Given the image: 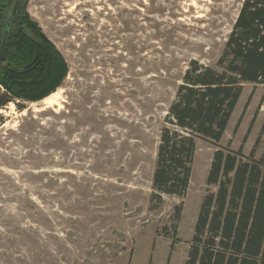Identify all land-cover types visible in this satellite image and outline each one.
I'll return each instance as SVG.
<instances>
[{"label": "rangeland", "instance_id": "1", "mask_svg": "<svg viewBox=\"0 0 264 264\" xmlns=\"http://www.w3.org/2000/svg\"><path fill=\"white\" fill-rule=\"evenodd\" d=\"M242 2L25 0L69 72L56 105L0 108V264H185L216 148L196 140L185 195L159 204V134L189 62L220 70ZM242 89L218 147L264 162V89Z\"/></svg>", "mask_w": 264, "mask_h": 264}, {"label": "trees", "instance_id": "2", "mask_svg": "<svg viewBox=\"0 0 264 264\" xmlns=\"http://www.w3.org/2000/svg\"><path fill=\"white\" fill-rule=\"evenodd\" d=\"M12 4L0 0V43ZM217 65L220 70L190 61L183 74L160 130L151 202L185 195L196 140L209 142L216 149L185 264H264L263 159L218 147L243 85L264 89V0H243ZM68 72L62 54L27 14L25 0H16L0 66V108L45 99ZM180 212L176 207V221Z\"/></svg>", "mask_w": 264, "mask_h": 264}, {"label": "crops", "instance_id": "3", "mask_svg": "<svg viewBox=\"0 0 264 264\" xmlns=\"http://www.w3.org/2000/svg\"><path fill=\"white\" fill-rule=\"evenodd\" d=\"M243 93H244V89H242V92H241L240 97L242 96ZM261 93H263V95H264V92H261ZM261 93H260V96H262ZM257 95H258V96H257ZM240 97H239V100H240ZM257 98H260V97H259V94H256V93H255V94L253 95V97L251 98L252 100L250 101V103H249V105H248V107H247V109H246V111H245L244 117H243L242 120H241L240 126H239L238 129H237L236 137H237L238 134H239V131H240V128H241V125H242L244 119L250 116V111H251V109H253V105H254V107H255V103L257 104V100H256ZM239 100H238V102H239ZM254 101H256V102H254ZM238 102H237V104H236V106H235L234 111H235L236 108H237ZM234 111H233V114H234ZM258 114H259V117H258V118H260V116H263V114H264V103L261 104V107H260V109L258 110ZM231 118H232V115H231ZM231 118H230V120H231ZM230 120H229L228 126H229V124H230ZM257 122H258V121H257ZM256 124H257V123L255 122L254 125H253V129L250 131L249 137L247 138V141H246V143H245V147L248 145V140H249L251 134L253 133V131H254L255 127H256ZM228 126H227V128H226V130H225V132H224V134H223V137H224L225 133H226L227 130H228ZM223 137H222V138H223ZM236 137H235V138H236ZM221 140H222V139H221Z\"/></svg>", "mask_w": 264, "mask_h": 264}, {"label": "water", "instance_id": "4", "mask_svg": "<svg viewBox=\"0 0 264 264\" xmlns=\"http://www.w3.org/2000/svg\"><path fill=\"white\" fill-rule=\"evenodd\" d=\"M15 1L16 0H13V4H12V6L10 8V12H9L8 17H7L5 28H4V31H3V37H2V40H1V43H0V66L2 64V61H3V58H4V54H5V50H6L9 30H10V26H11L14 10H15Z\"/></svg>", "mask_w": 264, "mask_h": 264}, {"label": "bare ground", "instance_id": "5", "mask_svg": "<svg viewBox=\"0 0 264 264\" xmlns=\"http://www.w3.org/2000/svg\"><path fill=\"white\" fill-rule=\"evenodd\" d=\"M58 94L59 92H55L51 94L50 96L46 97L45 99H43L42 102L48 106L56 105L58 101Z\"/></svg>", "mask_w": 264, "mask_h": 264}]
</instances>
